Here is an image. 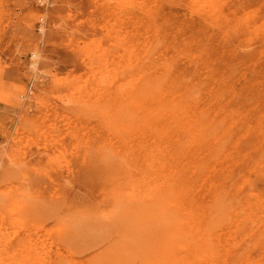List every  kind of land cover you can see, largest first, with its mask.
I'll return each instance as SVG.
<instances>
[{
  "label": "rangeland",
  "instance_id": "rangeland-1",
  "mask_svg": "<svg viewBox=\"0 0 264 264\" xmlns=\"http://www.w3.org/2000/svg\"><path fill=\"white\" fill-rule=\"evenodd\" d=\"M0 264H264V0H0Z\"/></svg>",
  "mask_w": 264,
  "mask_h": 264
},
{
  "label": "bare ground",
  "instance_id": "bare-ground-1",
  "mask_svg": "<svg viewBox=\"0 0 264 264\" xmlns=\"http://www.w3.org/2000/svg\"><path fill=\"white\" fill-rule=\"evenodd\" d=\"M210 6H211V5H210ZM216 6H217V5H216ZM213 8H214V7H213ZM145 90H146V89H145ZM156 91H157V90H156ZM160 104H161V103H160ZM162 104H163V102H162ZM166 109H167V108H166ZM166 109H165V110H166ZM164 112H165V111H164ZM162 113H163V112H162ZM199 114H201V113H199ZM156 116H157V115H156ZM147 121H148V120H147ZM149 125H150V124H149ZM164 129H165V128H164ZM160 133H161V132H160Z\"/></svg>",
  "mask_w": 264,
  "mask_h": 264
}]
</instances>
